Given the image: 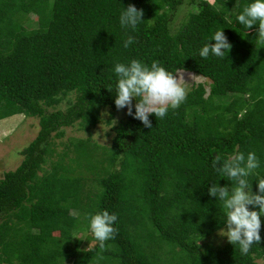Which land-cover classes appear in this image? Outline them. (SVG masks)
I'll use <instances>...</instances> for the list:
<instances>
[{
	"label": "trees",
	"instance_id": "1",
	"mask_svg": "<svg viewBox=\"0 0 264 264\" xmlns=\"http://www.w3.org/2000/svg\"><path fill=\"white\" fill-rule=\"evenodd\" d=\"M251 2L0 0V119L39 118L21 162L0 178V264H264V217L261 242L247 255L228 241L200 243L226 221L208 188L234 186L212 167L215 156L254 151L253 193L264 179V42L258 23L248 29L237 20ZM130 4L144 12L135 30L119 22ZM217 30L230 51L200 57ZM133 59L202 75L209 91L193 86L164 118L149 116L151 129L126 111L100 144L91 130L103 108L117 110L115 65ZM67 127L88 134L54 152ZM104 210L117 215V234L101 251L93 233L86 243L81 234Z\"/></svg>",
	"mask_w": 264,
	"mask_h": 264
},
{
	"label": "clouds",
	"instance_id": "2",
	"mask_svg": "<svg viewBox=\"0 0 264 264\" xmlns=\"http://www.w3.org/2000/svg\"><path fill=\"white\" fill-rule=\"evenodd\" d=\"M144 12L134 5H129L120 15L122 28L136 29L142 20ZM240 24L251 29L258 23V34L264 42V0H252L237 16ZM209 41L199 51L202 58L209 55L223 58L228 54L232 45L222 30H217ZM133 43V37L128 36L123 47L128 48ZM115 73L119 77L114 103L117 110L127 108V115L134 116L142 122L144 127L151 129L149 116L164 118L169 108L176 109L186 99L189 89L183 79L182 72L172 73L160 66L158 61L147 65L133 59L129 64L117 63ZM133 100L135 104L133 105ZM133 107L135 112L133 113ZM259 159L254 151L236 153L228 159L222 160L216 155L212 167L220 174L234 182V186H218L212 183L208 194L222 202L225 209L226 230H222L230 244H238L241 254L247 255L253 244L261 242V217H264V179L257 181V192L251 190V183L247 179L259 167ZM252 209L258 210H250ZM117 220L115 213L107 210L98 212L90 218V229L94 238L99 242V249L105 250V241L114 239L117 229L113 227Z\"/></svg>",
	"mask_w": 264,
	"mask_h": 264
},
{
	"label": "rangeland",
	"instance_id": "3",
	"mask_svg": "<svg viewBox=\"0 0 264 264\" xmlns=\"http://www.w3.org/2000/svg\"><path fill=\"white\" fill-rule=\"evenodd\" d=\"M185 9H187L186 5L178 8L176 19L172 22L174 27L179 25L178 21ZM28 17L30 19H34L36 14L30 13ZM177 72H182L183 79L187 83L186 87L189 90L193 86L203 84L206 88V92L209 91L210 80L208 78L188 70H177L176 73ZM72 96V94H68L67 97L63 98L60 102V106L64 107L67 103V99H71ZM111 111L112 110L107 107L103 108L99 122L91 130L92 139L96 140L100 144L108 145L110 143L112 137L111 125L118 121L120 117L125 115L127 108L116 110L114 115L111 114ZM38 129L39 118L36 116L14 114L0 119V178L5 171L13 170L18 166L22 160L20 150L35 137ZM87 134L88 133L86 131L79 130L76 127L65 128L62 137H56L53 139L54 152L64 150L65 144H67L69 140L76 137H85ZM56 159H58V156L54 154L50 156V161L47 160L44 164L45 169H49L51 167V161H55ZM222 230H226V226L222 227L211 236L203 238L200 243L206 245L212 244L215 246L225 244L228 240L226 236H223L225 233ZM87 234L92 235L91 229L81 234L84 239V243L87 241L85 238ZM88 245H91V241L88 242Z\"/></svg>",
	"mask_w": 264,
	"mask_h": 264
},
{
	"label": "crops",
	"instance_id": "4",
	"mask_svg": "<svg viewBox=\"0 0 264 264\" xmlns=\"http://www.w3.org/2000/svg\"><path fill=\"white\" fill-rule=\"evenodd\" d=\"M5 130V129H4ZM2 133V132H1Z\"/></svg>",
	"mask_w": 264,
	"mask_h": 264
}]
</instances>
